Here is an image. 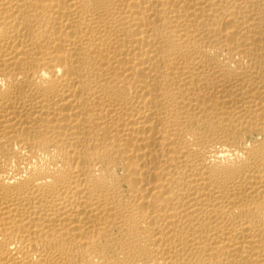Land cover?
I'll return each instance as SVG.
<instances>
[{"label":"bare ground","instance_id":"bare-ground-1","mask_svg":"<svg viewBox=\"0 0 264 264\" xmlns=\"http://www.w3.org/2000/svg\"><path fill=\"white\" fill-rule=\"evenodd\" d=\"M0 264H264V0H0Z\"/></svg>","mask_w":264,"mask_h":264}]
</instances>
